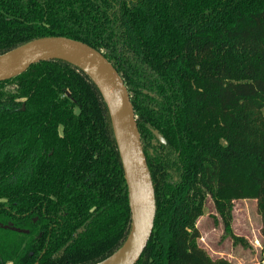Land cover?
Instances as JSON below:
<instances>
[{"label": "trees", "instance_id": "16d2710c", "mask_svg": "<svg viewBox=\"0 0 264 264\" xmlns=\"http://www.w3.org/2000/svg\"><path fill=\"white\" fill-rule=\"evenodd\" d=\"M45 37L102 52L129 90L157 203L137 264H230L198 244L209 198L244 247L234 202L256 201L264 264V0H0V56ZM130 217L89 78L53 61L0 82V264H99Z\"/></svg>", "mask_w": 264, "mask_h": 264}, {"label": "water", "instance_id": "95a60500", "mask_svg": "<svg viewBox=\"0 0 264 264\" xmlns=\"http://www.w3.org/2000/svg\"><path fill=\"white\" fill-rule=\"evenodd\" d=\"M53 61L77 68L100 92L109 113L127 186L129 233L120 249L99 264H137L153 234L157 203L129 90L102 52L64 37L36 39L0 56V82L19 76L36 64ZM152 133L160 143H166L157 131Z\"/></svg>", "mask_w": 264, "mask_h": 264}, {"label": "rangeland", "instance_id": "374dc122", "mask_svg": "<svg viewBox=\"0 0 264 264\" xmlns=\"http://www.w3.org/2000/svg\"><path fill=\"white\" fill-rule=\"evenodd\" d=\"M217 219V224L215 219ZM232 230L236 237L242 238L247 246L235 243L225 235L221 219L216 214L214 204L209 198L204 216L197 222L200 232L198 244L212 260H227L230 264H259L262 260V220L254 200L236 201L233 209Z\"/></svg>", "mask_w": 264, "mask_h": 264}, {"label": "flooded vegetation", "instance_id": "af4514ba", "mask_svg": "<svg viewBox=\"0 0 264 264\" xmlns=\"http://www.w3.org/2000/svg\"><path fill=\"white\" fill-rule=\"evenodd\" d=\"M159 142V141H158ZM162 144V143H161ZM166 144V143H165Z\"/></svg>", "mask_w": 264, "mask_h": 264}]
</instances>
